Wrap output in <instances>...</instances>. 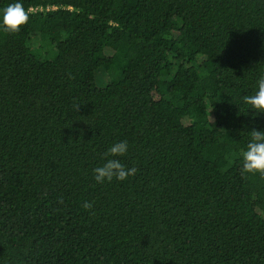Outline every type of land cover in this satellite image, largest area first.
<instances>
[{
	"label": "trees",
	"instance_id": "obj_1",
	"mask_svg": "<svg viewBox=\"0 0 264 264\" xmlns=\"http://www.w3.org/2000/svg\"><path fill=\"white\" fill-rule=\"evenodd\" d=\"M261 75L264 0H0V264H264Z\"/></svg>",
	"mask_w": 264,
	"mask_h": 264
},
{
	"label": "clouds",
	"instance_id": "obj_2",
	"mask_svg": "<svg viewBox=\"0 0 264 264\" xmlns=\"http://www.w3.org/2000/svg\"><path fill=\"white\" fill-rule=\"evenodd\" d=\"M29 15L22 3L15 2L9 4L3 10L2 26L5 32H18L22 25L27 23ZM257 90L252 95H245L243 100L257 112H264V75H261L257 81ZM251 141L247 144L242 153L243 163L241 172L243 173H260L264 175V131L253 128L250 131ZM128 149V142L121 141L111 146L105 156L119 157L123 156ZM95 179L98 183H103L105 179L111 181L126 180L128 176L135 175L138 169L136 167L126 168L119 159H107L106 162L94 170ZM62 202V200H61ZM84 207L91 209L93 203L85 202Z\"/></svg>",
	"mask_w": 264,
	"mask_h": 264
},
{
	"label": "rangeland",
	"instance_id": "obj_3",
	"mask_svg": "<svg viewBox=\"0 0 264 264\" xmlns=\"http://www.w3.org/2000/svg\"><path fill=\"white\" fill-rule=\"evenodd\" d=\"M44 42L45 41L41 39L40 35H37L33 38L34 47H38L41 43H44ZM42 53H39V55L43 58H51L54 55V52H49V51H43ZM98 73H99V77H98ZM96 74H97L96 82H97V85L99 86L106 85L112 80H118L121 78V73L119 74H114L111 72L108 73L107 71L103 70V68H100L99 70H97Z\"/></svg>",
	"mask_w": 264,
	"mask_h": 264
},
{
	"label": "built area",
	"instance_id": "obj_4",
	"mask_svg": "<svg viewBox=\"0 0 264 264\" xmlns=\"http://www.w3.org/2000/svg\"><path fill=\"white\" fill-rule=\"evenodd\" d=\"M38 8V7H37ZM54 9V8H56V6H47V9L49 10V9ZM40 9L42 10V9H44L43 7H40Z\"/></svg>",
	"mask_w": 264,
	"mask_h": 264
}]
</instances>
